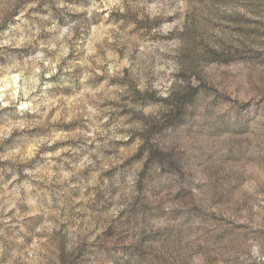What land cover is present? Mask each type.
Masks as SVG:
<instances>
[{"label": "rangeland", "instance_id": "1", "mask_svg": "<svg viewBox=\"0 0 264 264\" xmlns=\"http://www.w3.org/2000/svg\"><path fill=\"white\" fill-rule=\"evenodd\" d=\"M159 2L0 0V228L12 232L24 226L20 248L33 249L35 259L31 264H86L83 257L88 253L87 236L78 254L69 258L64 251L69 233L72 229L79 233L90 222L98 226L103 214L119 203L115 198L120 188L114 183L118 168L99 171V165L94 168L85 157L95 162L97 156L92 153L98 146L100 155L111 157L120 148L130 149L134 144L135 136L126 141L109 140V129L122 116L137 118L126 107L130 101L140 102L141 108L149 106L143 102L149 94L137 87L141 76L149 86L156 84L152 70L158 63L173 59L153 47L171 43L175 32L162 36L153 31L165 21L159 15L148 14L146 8ZM194 2L202 4L204 0ZM154 11L159 12V8ZM173 19L166 18L169 23ZM189 22L194 29L200 24L195 10L186 16L185 23ZM6 40L20 46L4 44ZM38 53L49 61L47 66L44 60L35 59ZM153 53L160 55L159 61ZM17 63L20 68L13 67ZM49 84L52 87L46 88ZM25 91L29 93L27 99ZM188 99L194 105L192 112L178 105L173 112L165 113L163 124L153 126L158 143L170 137L184 140L196 131L195 101ZM29 102L31 108L20 107ZM90 108L98 115L90 113ZM124 131L121 129L119 134ZM225 147L226 151L221 149L206 157L213 165L207 204L241 219H252L264 212V205L259 203L264 185L253 184L258 179L255 168L264 162V152L254 160L247 158L248 149L242 146L226 142ZM144 148L141 145L129 159L142 158ZM171 157L172 152L149 150L141 177H148L152 161L167 165L162 172L177 169V161ZM97 172L96 182L92 183ZM65 173L69 174L67 178ZM192 186L197 192L204 188L202 183L193 182ZM142 188L143 184H138L137 191ZM193 207L196 213L203 211L200 205ZM208 218L206 214L203 222L208 223ZM210 219L218 224L226 220L225 231L234 234L243 235L249 227L226 215L210 213ZM46 223L51 225L50 230L35 232L34 226ZM116 234L111 224L101 233L106 238ZM221 235L217 233V238ZM125 254L129 259L121 258L117 264H132L135 253Z\"/></svg>", "mask_w": 264, "mask_h": 264}, {"label": "clouds", "instance_id": "2", "mask_svg": "<svg viewBox=\"0 0 264 264\" xmlns=\"http://www.w3.org/2000/svg\"><path fill=\"white\" fill-rule=\"evenodd\" d=\"M156 8L159 12L154 11ZM194 10L201 19L197 29L191 22L185 23L186 16L190 17ZM146 11L165 21L154 32L167 36L175 30L171 43L153 46L173 59L163 65L158 63L152 70L158 80L156 84L149 86L141 76L137 87L149 94L143 101L149 106L141 108L140 102L130 101L126 107L137 118L122 116L109 129L108 139L112 141H126L135 136L133 146L120 148L111 157L100 155L98 146L92 153L97 156L95 162L85 157L94 168L99 165V171L118 168L114 183L120 188L115 198L119 203L103 214L98 226L90 222L79 233L72 229L65 254L74 258L87 236L88 253L83 257L86 264H117L121 258L129 259L126 252L135 253L132 264H264V231H254L264 229V212L252 219L247 216L241 219L208 205L213 165L206 159L212 152L226 151V142L229 146L248 149L250 159L255 160L264 152V0H204L202 4L194 0H161L148 5ZM167 17L174 19L169 23ZM3 43L20 46L11 40ZM153 54L159 61L160 55ZM35 59L44 60L43 53H38ZM44 63L47 66L49 61ZM13 67L20 68V64ZM28 94L25 91V99ZM158 97L164 99L158 100ZM188 98L195 101L196 131L184 140L170 137L158 143L153 126L163 124L167 119L165 113L173 112L178 105L192 112L194 105ZM20 107L31 108V103ZM88 111L98 115L91 108ZM242 127L246 130L241 131ZM121 129L125 130L123 135L119 134ZM166 131L170 133L171 129ZM141 145H145L142 158L129 159ZM151 149L172 152L177 169L162 172L167 165L152 161L148 177L142 178L141 170L149 161ZM255 172L258 179L253 184L264 185V162ZM64 175L67 178L69 174ZM98 175L99 172L93 176L92 183ZM193 182L204 184L201 192L195 190ZM141 183L143 188L138 192L137 186ZM259 203L264 205V196L259 198ZM194 205H200L203 211L196 213ZM122 210L126 211L116 219ZM210 213L226 215L237 224L249 227L243 230V235L227 232V221L218 224L210 219ZM206 214H209L208 223L203 222ZM110 224L117 234L106 238L101 233ZM34 227L39 233L50 230L51 225ZM24 231V226L12 232L0 228V264H31L35 259L33 249L20 248ZM217 233L223 235L217 238Z\"/></svg>", "mask_w": 264, "mask_h": 264}]
</instances>
